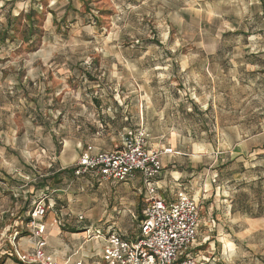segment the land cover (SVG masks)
Instances as JSON below:
<instances>
[{"label":"rangeland","instance_id":"obj_1","mask_svg":"<svg viewBox=\"0 0 264 264\" xmlns=\"http://www.w3.org/2000/svg\"><path fill=\"white\" fill-rule=\"evenodd\" d=\"M30 7L35 34L24 42ZM8 13L21 18L14 38L0 40L1 264L29 233L28 213L10 214L4 198L28 190L31 209L54 195L48 187L75 185L79 147L113 150L122 128L140 122L165 148L192 157L198 186H216L218 203L248 201L228 214L195 199L200 222L189 256L196 264H264V0H0L1 30ZM74 156L60 178L49 175L57 157ZM125 186L89 183L64 200L84 215L60 226L66 242L82 244L67 232L93 221L115 222L133 237L146 193L141 199ZM87 198L100 209L90 218ZM220 214L231 220L218 234Z\"/></svg>","mask_w":264,"mask_h":264},{"label":"built area","instance_id":"obj_2","mask_svg":"<svg viewBox=\"0 0 264 264\" xmlns=\"http://www.w3.org/2000/svg\"><path fill=\"white\" fill-rule=\"evenodd\" d=\"M148 138L146 128L129 127L123 131L117 148L92 153L88 146L78 157L75 176L92 173L99 181L123 182L139 173L146 193L136 237L127 239L115 231L103 234L100 229H87V237L105 235L101 255L104 264H196L188 249L198 234L199 203L183 191L172 201L158 196L155 179L162 169L161 156L171 149L151 148L147 145ZM46 200L47 197L39 199L28 211L26 227L33 238V251L24 254L14 250L21 264H61L45 252L47 240L42 219L48 208Z\"/></svg>","mask_w":264,"mask_h":264},{"label":"crops","instance_id":"obj_3","mask_svg":"<svg viewBox=\"0 0 264 264\" xmlns=\"http://www.w3.org/2000/svg\"><path fill=\"white\" fill-rule=\"evenodd\" d=\"M138 126L144 127L141 122L134 127H138ZM129 127L122 128V131L118 135V145L117 146L120 145L123 131ZM148 132H149V138L147 141V145L154 149H164L165 146L163 142H161L162 136H153L149 130ZM238 145L239 144H237V146ZM88 146L92 148L91 149L92 153H96L99 151H106V150L97 149L92 144H86L85 146L79 147L80 149L79 156L82 153V151L85 150V148ZM179 156H186V155H184V153L177 152L173 149H171L170 153L162 154L161 156L162 169L159 175L155 179L158 196L164 200L172 201L175 199L176 194L178 192L183 191L188 196L193 197L194 199H197L198 201L200 200V204L202 202L203 203L205 202L204 204L206 205V207L210 205L212 209L213 208L218 209V210L220 208L224 210L228 209V214L233 213L234 208H236L237 205L239 204L238 197H234L233 195L229 199H226L225 202H228L226 205H224L222 202L218 203L217 196H216V190H215L216 186H212L208 180L204 181L202 186L201 185L198 186V180L195 176V172L191 168L193 167L191 164V162L193 161L192 157L188 156L184 158V157H179ZM57 158H58L57 159L58 168L53 167V169L49 172V175H51L53 179L60 178V173L58 172L61 169H64L67 166H69L73 160H76L75 156L71 158V161L69 163L65 159H62L60 157H57ZM84 176H87L89 178L88 180L85 179L86 184L84 186L83 185L81 186V183H82L81 179ZM40 177L42 176L40 175ZM75 178H76L75 185L73 184L68 185L65 188L64 187H52V188L48 187V189H50V193H53L54 195L50 196L49 198L48 196H45L47 197L46 201L48 202L49 208L51 209L55 208L54 210L55 212L52 217L42 219V222L44 223L45 229H46V240H47V245L45 248L46 255L61 264H76L79 261L82 262V264H104L102 262L101 255H102L103 245L105 242V235H102L100 237L88 238L86 230L87 229L89 230L90 229L91 230L100 229L103 232V234L109 231H115V232L121 233L122 236H124L127 239H133L139 234V225L142 219V212H143L144 205L142 208H140L138 204L137 214L136 215L134 214L135 215L134 220L132 219V223H135L134 221L136 220V228H135L136 232L133 237L128 238L119 228L116 227L115 222L111 221V223L107 225H105L106 224L105 222H104L105 224L103 225H96V224H93L95 223L93 221L89 225L82 226L80 228H76L72 231L67 232L70 235L75 236L73 238L82 239L84 241L82 244L81 243L80 245L78 244L79 246L77 244L74 246H71L70 244L66 242V240L68 239L67 234L61 231L60 226H64V224L68 221V219L71 218L72 214H75V213L72 211V209L69 208L68 205L66 204L65 206L63 205L65 202L64 200L70 201V197H69L70 195H72L76 191L77 192L84 191V187H88L89 183L91 184V186L94 183L97 184L98 186H101L103 184L115 186L119 183H125L126 184L125 188L134 189L136 192H138V197L142 199L143 196L145 195V189L142 183L141 176L138 173L134 179L123 181V182L99 181V179H97V177L92 173L75 176ZM39 182H44V179H40ZM219 185H220V190H221L223 186L222 184H219ZM46 188H47V185H45V189L43 192H47L45 191L47 190ZM14 189L15 188L11 189V192L14 191ZM15 191L18 193H14ZM15 191L13 192L14 194L12 193L8 194V197L4 198L2 206L6 207L7 208L6 210H8V208L11 206L12 208H11L10 214H13L14 213L13 211H15V213L17 214L20 213L19 215H22L25 217V214H27L28 211L30 210L29 203L26 201V194L28 190L15 189ZM219 193H222V191H219ZM15 194L18 195L17 198L13 197ZM213 199H214V204H212ZM92 200H93L92 198H87L86 204L82 208V210L85 209V214L89 218L91 216L96 215L100 210L99 208L97 209L95 205H93ZM242 204H244V206H248V201L243 200ZM199 209H200V205H199ZM75 215H76V220H77L76 222H80L81 220L84 219V215L82 214V212H77ZM103 216L101 218H103ZM6 218L7 216L2 214L0 216V223H4ZM18 218L20 217L18 216L17 219ZM254 218L246 217L243 220L252 219L253 221H255ZM217 219L219 220L217 233L221 234L220 232V230H222L221 226L225 225L231 219H230V216L225 215V214H220V217H217ZM263 220H264V217L260 218L258 222L261 223ZM16 223L17 221L15 222V224ZM92 245H95L96 248L93 249ZM12 247H14L13 252L14 250H17L20 253L30 254L33 251V238H31L30 233L23 235V236H18L17 242L14 243ZM7 254H10V253H7ZM9 261L5 260L3 264H20L16 257H14V260H9Z\"/></svg>","mask_w":264,"mask_h":264},{"label":"trees","instance_id":"obj_4","mask_svg":"<svg viewBox=\"0 0 264 264\" xmlns=\"http://www.w3.org/2000/svg\"><path fill=\"white\" fill-rule=\"evenodd\" d=\"M13 1V0H12ZM67 8H69V5H67ZM37 11L30 7V9L24 14L25 20L28 22V24H25L24 28L21 30L22 39L24 42L30 41V39L35 34V16ZM21 14L12 17L10 13L7 14L6 20L7 24L5 29H0V40L5 41L6 39L12 40L14 37L9 34V31L17 30L14 29L15 23L18 19L21 18ZM66 12L62 16V19L65 18ZM74 170V167H73ZM239 200V199H238ZM239 204H242V201L239 200ZM28 220V219H27ZM1 264V262H0Z\"/></svg>","mask_w":264,"mask_h":264}]
</instances>
